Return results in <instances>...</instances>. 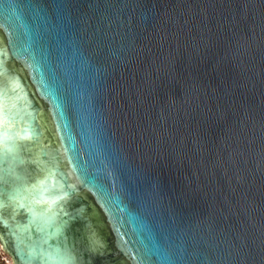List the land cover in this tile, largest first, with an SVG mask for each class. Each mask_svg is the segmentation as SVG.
Instances as JSON below:
<instances>
[{
    "label": "water",
    "instance_id": "water-1",
    "mask_svg": "<svg viewBox=\"0 0 264 264\" xmlns=\"http://www.w3.org/2000/svg\"><path fill=\"white\" fill-rule=\"evenodd\" d=\"M0 241L264 264V0H0Z\"/></svg>",
    "mask_w": 264,
    "mask_h": 264
},
{
    "label": "rangeland",
    "instance_id": "rangeland-1",
    "mask_svg": "<svg viewBox=\"0 0 264 264\" xmlns=\"http://www.w3.org/2000/svg\"><path fill=\"white\" fill-rule=\"evenodd\" d=\"M2 256L7 257L8 260H10V262H11L12 259H11L10 256L5 252V250H4L3 247H2L1 241H0V264H3L4 262H6V261H4V259L1 258ZM2 262H3V263H2Z\"/></svg>",
    "mask_w": 264,
    "mask_h": 264
},
{
    "label": "built area",
    "instance_id": "built-area-1",
    "mask_svg": "<svg viewBox=\"0 0 264 264\" xmlns=\"http://www.w3.org/2000/svg\"><path fill=\"white\" fill-rule=\"evenodd\" d=\"M1 258L4 259V261H6V262H4V263L2 262L3 264H14V263H13V260H11V262H10V260H8V258L5 257V256H2ZM10 258H11V257H10ZM11 259H12V258H11Z\"/></svg>",
    "mask_w": 264,
    "mask_h": 264
},
{
    "label": "flooded vegetation",
    "instance_id": "flooded-vegetation-1",
    "mask_svg": "<svg viewBox=\"0 0 264 264\" xmlns=\"http://www.w3.org/2000/svg\"><path fill=\"white\" fill-rule=\"evenodd\" d=\"M8 254V253H7ZM9 255V254H8Z\"/></svg>",
    "mask_w": 264,
    "mask_h": 264
}]
</instances>
